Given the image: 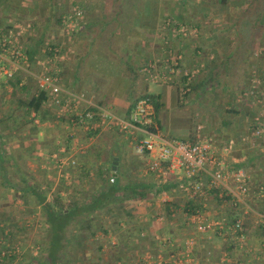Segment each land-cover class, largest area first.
<instances>
[{
    "label": "crops",
    "instance_id": "1",
    "mask_svg": "<svg viewBox=\"0 0 264 264\" xmlns=\"http://www.w3.org/2000/svg\"><path fill=\"white\" fill-rule=\"evenodd\" d=\"M24 1L0 0V32L14 29L22 17H29L30 22L20 39L25 61L18 62L12 77L0 74V264H39L44 260L38 254V241L45 238V217L31 192L23 196L25 184L44 192L47 200L51 192L58 191L67 202H85L102 188L96 183V166L110 160L112 175L114 155L118 163L112 176H121L120 184L132 179L161 187V191L143 201L127 202L125 207L132 208L134 218L126 220L118 209L110 216H96V228L101 225L107 233L97 230L91 244L62 248L64 257L58 264H264L260 247L250 249L246 243L251 236L252 213L242 215L246 234L242 244L226 236L222 227L200 233L188 215L195 205L203 206L208 219H233L239 213L216 191L194 201L175 189L174 180L164 186L156 184L146 171L145 159L134 153L132 141L110 126L85 131L69 125L66 115L57 117L43 105L36 113L21 104L38 92V61L43 49L53 45L64 58L60 84L67 95H83L80 108L106 105L118 116L127 117L137 98L143 96H153L160 106L162 95H168L173 85L179 86L186 72L201 70L210 78L208 72L215 70L217 62H228L230 51L222 55L226 37L222 34L230 26L218 31L220 40L214 39L212 30L217 28L205 21L210 9L205 0H33L35 6L23 14ZM75 6L82 16L69 31L62 19ZM184 24L190 28L189 34L180 32ZM216 45L221 46L219 56L214 54ZM147 62L154 63L151 75L142 72ZM1 63L13 68L8 62ZM149 83L165 84L164 92L148 93ZM193 85L198 86L196 79ZM234 110L236 115L243 112L241 107ZM236 115L228 114L221 122L223 134L214 133L219 129L211 128L210 121L205 133L200 129V135L216 145L226 163L233 161L229 166L257 158L237 150L235 137L245 129L228 122ZM154 119L162 130L158 111H154ZM196 133L197 129L189 139H195ZM229 141L235 144L234 156L231 150L220 151ZM55 155L66 161L59 164ZM71 158L76 161L73 165L67 161ZM250 171L256 181L254 175L260 172ZM185 205L188 212L182 208ZM245 205L250 206L246 200ZM158 215L164 220H157ZM77 234L88 237L86 231Z\"/></svg>",
    "mask_w": 264,
    "mask_h": 264
},
{
    "label": "built area",
    "instance_id": "2",
    "mask_svg": "<svg viewBox=\"0 0 264 264\" xmlns=\"http://www.w3.org/2000/svg\"><path fill=\"white\" fill-rule=\"evenodd\" d=\"M81 16L82 10L75 6L63 17V24L69 31H73ZM29 27L30 24L27 23L20 26L18 30L9 28L0 32L1 75L7 78L12 77L14 69L18 67V62L25 61L26 55L20 39ZM187 29L190 28L181 26L180 32L188 33ZM43 51L44 55L38 61L40 69L37 75L38 91L46 94L43 106L53 110L57 117L66 115L69 125L85 131H95L101 125L110 126L132 141L134 153L145 159L146 171L153 176L156 184L164 186L169 180H174L175 189L194 201L206 197L210 191H216L220 199L228 201L230 208L239 213L233 219H208L203 206L195 205L188 215L198 232L206 233L214 227H219V229L222 227L226 236L242 244L246 239L242 215L250 212L259 221H264V210L255 211L251 206L249 209L245 205L246 197L252 190L249 174L242 167L229 166L216 145L208 137L200 135V127H197L193 140L168 137L157 126L153 103L145 96L137 98L127 117L118 116L106 105L80 108V103L85 101L83 95H67L60 84V63L64 59L61 50L58 46L49 45ZM1 60L8 62L13 68L1 63ZM153 69L154 63L152 62H147L142 66V72L148 75H151ZM192 75L188 72L184 74L186 82L183 93L190 90L188 84L191 82ZM253 81H255L253 84L259 83L256 78ZM253 84L251 88L256 87ZM251 92L253 91L249 90L250 94ZM256 123L260 125L261 122L258 120L253 122V127L256 126L253 134L258 135L261 129ZM233 146L234 142L229 141L221 147L220 151H230ZM57 161L63 164L66 160L57 157ZM67 161L71 165L76 163L73 158ZM113 181L114 177L110 175L109 182ZM253 189L255 193H263L264 185L254 186ZM162 202H167L165 195ZM156 219L162 221L164 216L158 215ZM260 250L264 252V242L260 244Z\"/></svg>",
    "mask_w": 264,
    "mask_h": 264
},
{
    "label": "rangeland",
    "instance_id": "3",
    "mask_svg": "<svg viewBox=\"0 0 264 264\" xmlns=\"http://www.w3.org/2000/svg\"><path fill=\"white\" fill-rule=\"evenodd\" d=\"M56 1L61 2V0ZM56 1L55 4H57ZM252 1L227 0L226 4L221 5L220 0H205L210 8L205 21L215 26L212 28H217V31L212 30V33L215 34L214 39L219 37L217 40H220L219 34L221 32L218 31L221 28L227 29L230 26V30L222 34L226 36L222 43L224 46L222 55L226 56L227 51H230L229 60L226 64L217 62L220 66L216 65L217 67L213 70L214 75L211 78H206L205 72L201 70L192 73L191 82L188 84L190 90L185 93H183L186 82L185 77V80L179 82V86L173 85L168 95H165V97L162 95L158 112L162 117L161 131L164 134L166 133L165 135L173 139H189L190 134L195 133L197 127L202 128L201 132L205 133L204 127L206 125L208 127L209 121L212 123L211 128L219 129L214 133L223 134L224 128L221 122L227 120L228 114L229 116L238 114L228 112V110L241 107L243 112L234 116L228 122L237 124L241 128L244 125V133L235 137L238 138L236 144L237 148L240 147V149H237L240 154L241 152H245L244 154L251 153L257 157L256 159L253 158L252 162L249 161L251 162L249 167L242 168L249 174L252 187L246 201L255 210L263 211L264 192L257 195L253 187L264 185V0H256V3L250 4ZM22 4L21 11L23 14L29 13L28 9L35 6L33 0H25ZM246 6L249 7L244 9ZM260 10L263 15L262 21L258 22L256 17ZM24 18L22 17V20L18 21L19 24L14 27V30L30 23L28 21L29 17ZM184 26L186 25L184 24ZM192 33L191 31L190 34ZM220 50L221 46L218 45L217 47L216 45L214 54L219 56ZM254 78L258 79L259 83L253 84L255 82L253 81ZM194 79L198 83L196 88L193 87ZM252 84L256 87L251 88ZM164 85L149 83L147 92L158 93L161 91L162 93L165 90ZM249 90L253 92L250 94ZM111 109L115 112L114 108ZM256 119L261 122L260 125L256 123L257 127L259 126V129H261V133L258 135L253 134L256 127H253V122L254 120L257 122ZM234 150L236 149L232 147L230 151L233 156L236 154L232 152ZM257 153L261 156H257ZM231 163H233L232 160L227 161V164ZM252 168L260 172L259 176L254 175L256 181L251 178L249 173ZM250 172L254 171L251 170ZM253 215L250 218L251 221L249 220L250 227H252L251 236L246 243L250 249L255 250L257 246L260 247V244L264 242V221H259Z\"/></svg>",
    "mask_w": 264,
    "mask_h": 264
},
{
    "label": "trees",
    "instance_id": "4",
    "mask_svg": "<svg viewBox=\"0 0 264 264\" xmlns=\"http://www.w3.org/2000/svg\"><path fill=\"white\" fill-rule=\"evenodd\" d=\"M220 1L224 4L227 2V0ZM251 3H256V0H253L250 4ZM248 7L246 6L244 9H247ZM262 15V11L260 10L256 17V21H262ZM208 75L211 78L214 75L213 70L208 72ZM148 98L153 103L154 111H158L159 103L153 96H148ZM45 99L46 94L43 91H38L27 100H22L21 104L27 109V111L39 113ZM228 112L237 113L236 110H228ZM109 161L96 166V183L99 184L100 187L102 186V188H99L97 191L98 193L92 194L88 201L85 202H76L74 200L67 202L61 197L58 191L51 192V197L47 200V196L44 192L37 191L35 188L31 189L29 184H25L26 187L22 191L23 196H26L28 192H31L41 205V210L45 217V238L39 241L38 244L40 249L38 254L39 256H43L44 260L40 261L39 264H58V261L64 257L63 253H61L62 248L80 245L83 242L91 244L94 242L93 237L97 230L104 234L107 233V229L102 228L101 225L96 228V225L93 223L96 216L102 214L110 216L116 209H118L121 212V216L126 220L134 218L135 214L133 213L132 208L126 209L125 207L127 202L130 200L143 201L147 199L150 194L155 195L161 191V187L158 188L151 183L138 182L132 179H127L123 184H120L119 179L121 176L118 178L114 177V181L110 183ZM251 162L247 164L242 163L239 167H249ZM237 166L238 165L236 164L233 167ZM26 200L25 197V204L27 203ZM182 208L185 212H188L186 210V205ZM81 231H86L88 237H78L77 233Z\"/></svg>",
    "mask_w": 264,
    "mask_h": 264
},
{
    "label": "water",
    "instance_id": "5",
    "mask_svg": "<svg viewBox=\"0 0 264 264\" xmlns=\"http://www.w3.org/2000/svg\"><path fill=\"white\" fill-rule=\"evenodd\" d=\"M117 157L116 155H114L113 157V161H112V165H111V171H112V175L115 176L116 175V166H117Z\"/></svg>",
    "mask_w": 264,
    "mask_h": 264
}]
</instances>
